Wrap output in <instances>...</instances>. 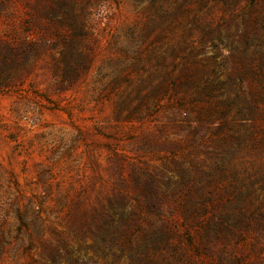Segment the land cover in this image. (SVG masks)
Returning a JSON list of instances; mask_svg holds the SVG:
<instances>
[{"label": "rangeland", "instance_id": "obj_1", "mask_svg": "<svg viewBox=\"0 0 264 264\" xmlns=\"http://www.w3.org/2000/svg\"><path fill=\"white\" fill-rule=\"evenodd\" d=\"M0 264H264V0H0Z\"/></svg>", "mask_w": 264, "mask_h": 264}, {"label": "trees", "instance_id": "obj_2", "mask_svg": "<svg viewBox=\"0 0 264 264\" xmlns=\"http://www.w3.org/2000/svg\"><path fill=\"white\" fill-rule=\"evenodd\" d=\"M207 35L208 33H205V36ZM203 44L204 42L201 41L200 45ZM201 72L200 67L197 68L194 64L192 68H187L183 72L182 77L177 80L178 83H182L181 87L185 88L187 86V89L192 88L198 97L195 102L191 103L181 101L177 107L178 112L192 115L198 121H205L211 124L223 123V125L215 126L214 131H216V134H220L224 129H227L228 123L226 120L232 113L233 117L231 119L233 120L231 121L235 119L245 120V112L241 107L237 106L239 102L238 95L235 94V98L230 101L225 100L221 83L216 82L215 84L209 85L204 81V84H200L203 79ZM213 210V213L209 216V223L207 224L210 227L238 231L246 223L244 216L239 214V210L234 211L233 208L226 210L225 206H222L219 210L215 207ZM181 211L184 214H195L198 212L193 201L184 202Z\"/></svg>", "mask_w": 264, "mask_h": 264}]
</instances>
